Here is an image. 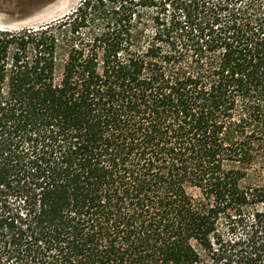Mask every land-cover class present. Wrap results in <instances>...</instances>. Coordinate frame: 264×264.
Listing matches in <instances>:
<instances>
[{
	"label": "trees",
	"instance_id": "trees-1",
	"mask_svg": "<svg viewBox=\"0 0 264 264\" xmlns=\"http://www.w3.org/2000/svg\"><path fill=\"white\" fill-rule=\"evenodd\" d=\"M154 5L0 27V264H264V0Z\"/></svg>",
	"mask_w": 264,
	"mask_h": 264
},
{
	"label": "rangeland",
	"instance_id": "rangeland-1",
	"mask_svg": "<svg viewBox=\"0 0 264 264\" xmlns=\"http://www.w3.org/2000/svg\"><path fill=\"white\" fill-rule=\"evenodd\" d=\"M81 0H0V27L18 29L38 26L58 18L73 10ZM157 5L148 8L150 12L158 10ZM224 228V226H223ZM201 256L206 254L199 248ZM201 264V263H200Z\"/></svg>",
	"mask_w": 264,
	"mask_h": 264
}]
</instances>
